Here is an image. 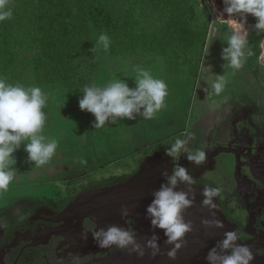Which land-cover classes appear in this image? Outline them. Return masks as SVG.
<instances>
[{"label": "rangeland", "instance_id": "obj_1", "mask_svg": "<svg viewBox=\"0 0 264 264\" xmlns=\"http://www.w3.org/2000/svg\"><path fill=\"white\" fill-rule=\"evenodd\" d=\"M119 1L124 6L128 29L139 38L135 43L136 50L125 60L118 76L132 88L136 87L134 77L137 68L149 70L154 77L165 80L169 90L166 107L151 120L139 115L135 120L117 119L110 135L100 141L89 138L87 142L95 144L92 148H78L75 137H68L57 123L50 125L44 134L57 142L55 156L46 165L36 166L28 159L24 145H21L14 153L16 164L10 166L14 168V178L8 191L0 192V214L20 217L33 204L58 203L61 196L57 184L96 175L89 166L86 167L87 160L93 156L94 146H98L94 153L96 155L103 154L107 149L121 152L108 162L113 168L103 170L106 175L111 174L112 170H130L127 160L141 150L152 151V154L142 159L139 169L156 156H161L169 160L171 173L172 160L164 154L165 149H155L159 144L169 146L177 137L187 139L191 135L189 145L193 148L203 147L208 152L212 145L208 139L211 138L209 133L232 119V114L249 110L251 106L255 115L264 113V48L260 45L262 33L253 27L257 22L254 16L248 14L246 21L247 24L251 22L252 32L248 35L245 51H250L251 55L246 56L239 70H234L222 67L226 62L221 53L227 47L225 37L232 34L229 25L239 23L240 18L234 16L230 22L217 19L229 17L224 12L223 0H213L211 4L208 0H198L196 8L200 20L207 21L210 17L208 38L200 59V53L198 55L196 50L184 58L178 52L165 55L158 50L164 44H172L167 35L171 25L165 15L169 0ZM172 45L176 46L174 43ZM217 74L224 75L227 80L220 95H216L211 87ZM182 158L178 161L181 166Z\"/></svg>", "mask_w": 264, "mask_h": 264}, {"label": "trees", "instance_id": "obj_2", "mask_svg": "<svg viewBox=\"0 0 264 264\" xmlns=\"http://www.w3.org/2000/svg\"><path fill=\"white\" fill-rule=\"evenodd\" d=\"M197 4L198 0H169L165 15L171 30L167 35L176 46L164 44L158 47L161 53L178 52L184 58L196 50L201 58L210 17L201 21ZM11 7L13 18L0 24V77L12 84L40 87L48 95L45 130L57 123L68 137H75L78 148H92L95 144L87 142L89 138L102 140L110 135L115 123L95 129L94 114L81 111L79 100L85 86L95 83L102 87L119 78L125 60L136 50L139 37L128 29L123 4L119 0H12ZM101 33L112 39L107 51L95 47ZM97 147L86 163L96 175L57 184L60 196L67 193L73 197V185L88 190L123 183L139 171L142 159L152 154L147 150L134 153L127 160L130 170H112L106 175L103 170L113 168L108 162L121 152L107 149L96 155ZM155 149L163 150L165 144ZM42 205L33 204L28 214Z\"/></svg>", "mask_w": 264, "mask_h": 264}, {"label": "clouds", "instance_id": "obj_3", "mask_svg": "<svg viewBox=\"0 0 264 264\" xmlns=\"http://www.w3.org/2000/svg\"><path fill=\"white\" fill-rule=\"evenodd\" d=\"M213 0H208L211 4ZM224 12L229 19L222 16L217 18L229 21L239 16V28H233L232 34L225 37L227 47L222 49V59L226 62L223 68L239 70L247 55L248 31L245 28L247 15L257 19L253 26L258 32H264V0H223ZM12 0H0V24L10 21L14 12ZM229 27H232L229 25ZM112 39L107 33H101L95 47L104 51L110 49ZM264 48V41H261ZM135 84L132 88L122 78H113L105 86L93 83L82 89V98L79 100L81 111L94 114L93 127L101 128L106 123H115L117 119L135 120L142 116L146 120L154 119L156 114L166 107L169 90L167 82L156 78L151 71L137 68ZM227 84L224 75L217 74L211 87L216 95H220ZM48 105V95L38 86H24L19 83H9L0 77V192H7L14 178L16 159L14 153L24 145L28 159L36 166L46 165L56 154L58 144L44 134L47 123V113L44 109ZM192 139L177 137L169 146H165L164 154L173 161L171 175L163 173L165 182L153 193V200L146 209L147 218L152 228L163 229L165 243L174 245L167 252L170 259H176L178 251L184 246L182 241L187 233L193 231L191 222H185L183 213L194 204L195 193L193 185L196 179L188 169L178 161L186 155L187 160L197 167L206 163L207 154L202 148H190ZM207 176V172L205 173ZM180 184L188 186V191H178ZM191 193V198H190ZM202 205L210 211L216 209V199L222 198L219 187L205 186L202 192ZM122 216H128V209L122 208ZM205 227L223 228V222L217 219H205ZM92 238L99 247L115 245L120 249H129L139 257L145 255V247L137 239L135 230L111 225L98 228L91 224ZM159 236L154 232L147 241V248L152 250V256L160 254ZM243 237L236 231H227L224 238L211 248L206 256L208 264H252L254 254L250 247L240 241Z\"/></svg>", "mask_w": 264, "mask_h": 264}, {"label": "flooded vegetation", "instance_id": "obj_4", "mask_svg": "<svg viewBox=\"0 0 264 264\" xmlns=\"http://www.w3.org/2000/svg\"><path fill=\"white\" fill-rule=\"evenodd\" d=\"M253 111L251 106L234 112L232 119L209 133L212 145L204 165L191 164L185 155L182 166L197 181L193 190L212 186L219 187L222 194L212 214L224 227L204 235L198 253L207 256L225 232L236 231L243 237L240 242L254 254L252 264H264V113L255 115ZM180 185L188 191L187 185ZM78 190L73 185V197L63 193L58 203L43 204L31 215L28 212L33 205L20 217L0 214V264H85L117 250L93 252V222L89 219L61 221V213L79 194L95 189L76 193ZM141 223L140 217L127 222L132 230H142ZM201 264L208 262L203 258Z\"/></svg>", "mask_w": 264, "mask_h": 264}, {"label": "water", "instance_id": "obj_5", "mask_svg": "<svg viewBox=\"0 0 264 264\" xmlns=\"http://www.w3.org/2000/svg\"><path fill=\"white\" fill-rule=\"evenodd\" d=\"M170 174L169 160L156 156L139 171L125 182L90 190L79 194L61 213L62 222L68 220L84 221L89 219L98 228H107L111 225H118L128 228V220L140 217L141 227L135 228L137 241L145 247V255L139 257L130 253L129 249H120L115 245L110 247H99L93 241V252L106 251L117 248L114 252L102 258H95L85 264H201L203 256L198 253L199 246L204 235L218 232L220 228L205 227L202 223L205 219H217L208 208L202 205L204 199L200 190H193L195 193L194 204L183 213L185 222H191L193 231L186 234L182 243L184 246L178 251L176 259H170L167 252L174 245L165 243L166 237L163 229H153L150 219L147 218L146 209L153 200V193L165 182L163 173ZM178 191L184 190L180 185ZM191 198V193H190ZM127 208L129 215L122 216V208ZM221 221V220H220ZM144 228V229H143ZM149 228V231L145 230ZM154 232L159 236L161 252L153 257L152 250L147 248V241L151 239ZM201 260V261H200Z\"/></svg>", "mask_w": 264, "mask_h": 264}, {"label": "crops", "instance_id": "obj_6", "mask_svg": "<svg viewBox=\"0 0 264 264\" xmlns=\"http://www.w3.org/2000/svg\"><path fill=\"white\" fill-rule=\"evenodd\" d=\"M222 15H225V14H222ZM225 19H229V17H228V18L226 17ZM231 20H232V19H231ZM231 20H229L228 22H230ZM226 22H227V21H226ZM247 23H248V22H247ZM247 23H246L245 25H246V27H247L248 35H249V33L252 32V31H251V27H250V23H251V22H249V24H247ZM230 28H231V27H230ZM231 29H232V28H231ZM261 33H262V37H261V39H260V45H261V41L264 40V32H261Z\"/></svg>", "mask_w": 264, "mask_h": 264}, {"label": "bare ground", "instance_id": "obj_7", "mask_svg": "<svg viewBox=\"0 0 264 264\" xmlns=\"http://www.w3.org/2000/svg\"><path fill=\"white\" fill-rule=\"evenodd\" d=\"M231 26H232V27H231L232 29H233V28H237V29H238V28H239V23L233 22ZM245 28L247 29L246 25H245ZM247 31H248V30H247ZM226 226H227V228L229 227L227 224H226Z\"/></svg>", "mask_w": 264, "mask_h": 264}]
</instances>
